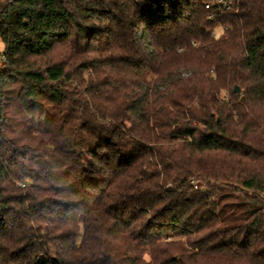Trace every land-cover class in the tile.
I'll return each instance as SVG.
<instances>
[{
    "label": "trees",
    "instance_id": "1",
    "mask_svg": "<svg viewBox=\"0 0 264 264\" xmlns=\"http://www.w3.org/2000/svg\"><path fill=\"white\" fill-rule=\"evenodd\" d=\"M0 40V264H264V0H0Z\"/></svg>",
    "mask_w": 264,
    "mask_h": 264
},
{
    "label": "rangeland",
    "instance_id": "2",
    "mask_svg": "<svg viewBox=\"0 0 264 264\" xmlns=\"http://www.w3.org/2000/svg\"><path fill=\"white\" fill-rule=\"evenodd\" d=\"M222 27H217L215 30H214V33H217V35L221 32V29ZM3 50H4V45H3V43L1 42V40H0V55H1V53L3 52ZM1 57V56H0ZM1 61V60H0ZM0 64H1V62H0Z\"/></svg>",
    "mask_w": 264,
    "mask_h": 264
},
{
    "label": "built area",
    "instance_id": "3",
    "mask_svg": "<svg viewBox=\"0 0 264 264\" xmlns=\"http://www.w3.org/2000/svg\"><path fill=\"white\" fill-rule=\"evenodd\" d=\"M213 35L214 36H217V33H213ZM1 57H0V62H1V64H3V63H5L6 62V60H7V58H6V55H5V53H4V50H3V52L1 53V55H0ZM0 64V65H1Z\"/></svg>",
    "mask_w": 264,
    "mask_h": 264
},
{
    "label": "water",
    "instance_id": "4",
    "mask_svg": "<svg viewBox=\"0 0 264 264\" xmlns=\"http://www.w3.org/2000/svg\"><path fill=\"white\" fill-rule=\"evenodd\" d=\"M240 88L238 86L235 87V92H239Z\"/></svg>",
    "mask_w": 264,
    "mask_h": 264
}]
</instances>
